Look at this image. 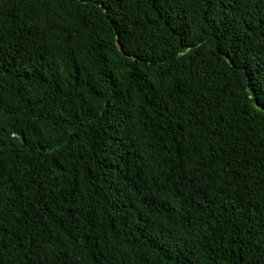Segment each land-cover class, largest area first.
Instances as JSON below:
<instances>
[{
    "label": "trees",
    "instance_id": "16d2710c",
    "mask_svg": "<svg viewBox=\"0 0 264 264\" xmlns=\"http://www.w3.org/2000/svg\"><path fill=\"white\" fill-rule=\"evenodd\" d=\"M0 264H264V0H0Z\"/></svg>",
    "mask_w": 264,
    "mask_h": 264
}]
</instances>
